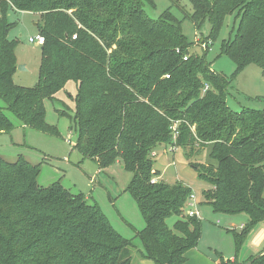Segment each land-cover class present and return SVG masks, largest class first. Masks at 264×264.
<instances>
[{
  "label": "trees",
  "instance_id": "trees-1",
  "mask_svg": "<svg viewBox=\"0 0 264 264\" xmlns=\"http://www.w3.org/2000/svg\"><path fill=\"white\" fill-rule=\"evenodd\" d=\"M145 1L152 2L0 0V134L15 128L8 110L23 126L59 135L45 103L58 101L57 93L75 81V147L101 168L121 161L133 173L128 190L146 223L138 232L141 258L153 264H184L203 223L185 211L191 187L152 182L161 171L150 154L160 144L208 145L210 162L195 165L212 184L204 191L207 203L216 213L248 215L240 231L228 230L238 252L248 231L264 222V110L237 112L224 98L248 64L264 73V0H190L191 21L196 27L209 21L211 38H218L226 16L239 18L234 37L220 45V54L236 64L231 77L212 70L206 52L188 55L193 42L182 21L169 9L149 17ZM10 11L43 20L34 86L14 80L18 41L8 36L16 26ZM39 172L40 164L23 156L9 161L0 155V264H133L134 241L97 203L59 182L41 185ZM248 261L264 264V254L243 264Z\"/></svg>",
  "mask_w": 264,
  "mask_h": 264
},
{
  "label": "rangeland",
  "instance_id": "rangeland-1",
  "mask_svg": "<svg viewBox=\"0 0 264 264\" xmlns=\"http://www.w3.org/2000/svg\"><path fill=\"white\" fill-rule=\"evenodd\" d=\"M168 9L182 21L185 35L193 42L188 55L206 52L211 62V69L231 77L236 64L227 55L220 54V45L223 39L234 37L239 18H236L235 14L226 16L218 38H211L209 21L201 27H196L191 21L193 5L190 0L144 2L145 12L153 19L160 18ZM9 20L16 22V26L8 36L18 41L15 49L18 65L22 64L26 67L25 70L17 68L14 80L17 84L34 86L39 79L42 51L41 45L31 42L30 37L39 33L38 24H43V20L39 14L26 11H10ZM208 87L209 85L206 84L202 94ZM76 93V82L70 80L65 88L57 93L58 101L45 103L46 119L58 128L59 135L23 126L16 116L5 110L15 123V128L0 134V155L9 161L23 156L34 164H40L38 182L43 186L59 182L73 192L84 193L89 203H97L100 206L119 233L134 241L136 247H134L132 263L153 264L149 259H147L148 263H142L141 251L145 249L138 232L146 223L138 202L128 190L133 173L126 170L121 161L114 162L107 168H101L95 159L84 158L75 147L78 139V131L73 121ZM226 93L224 99L237 112L250 108L264 110V73L261 67L254 63L248 64L228 85ZM0 104L3 105L1 100ZM208 154L209 146L201 145L199 142L181 146L160 144L150 154L155 161V168L161 171L159 176L152 178V182L171 185L181 183L191 187L197 199L193 209L199 210L198 217L203 223L204 242L202 243L211 246L208 250L212 251L219 260L221 257L224 261L231 260L233 262L231 264H243L264 250V244L259 243L260 240L256 241L263 233L264 225L259 223L262 227L255 228L258 226L256 225L251 228L236 252L234 233L228 231L231 229L229 222L236 223L237 230L240 231L243 226L239 228V225L244 219H248V215L216 213L207 203L204 191L212 188V184L200 177L199 169L195 165H207L210 162ZM188 210L189 207L186 205V213ZM176 219L175 216L169 218V225L173 226ZM218 220L221 222L216 224ZM231 255H236L233 260L229 259Z\"/></svg>",
  "mask_w": 264,
  "mask_h": 264
},
{
  "label": "crops",
  "instance_id": "crops-1",
  "mask_svg": "<svg viewBox=\"0 0 264 264\" xmlns=\"http://www.w3.org/2000/svg\"><path fill=\"white\" fill-rule=\"evenodd\" d=\"M77 88V85H76ZM122 164V163H121ZM123 165V164H122ZM124 167V166H123ZM248 221V219H244L243 222L239 225V228H242V226ZM221 221L218 220L215 222L216 224H219ZM264 222H261V225ZM229 228H235L237 229V224L229 222ZM257 227H262L261 225L257 224ZM254 228V229H255ZM263 235V236H262ZM260 240V241H259ZM256 241H259V243L264 244V231L260 235V238L256 239ZM204 242V235H202V238L200 239V242L197 247L191 249L187 254V261L184 264H218L219 258L215 257V255L212 253V251H209L208 249L211 248L208 244L202 243ZM212 250V249H211ZM262 252V251H261ZM235 255H231L229 259H234ZM148 263L147 259H142V263Z\"/></svg>",
  "mask_w": 264,
  "mask_h": 264
},
{
  "label": "built area",
  "instance_id": "built-area-1",
  "mask_svg": "<svg viewBox=\"0 0 264 264\" xmlns=\"http://www.w3.org/2000/svg\"><path fill=\"white\" fill-rule=\"evenodd\" d=\"M76 37V35L74 36ZM30 41L37 44V45H43L44 41H45V37L43 35H41L40 33H38L35 36H31L30 37ZM184 59H188V55L184 56ZM167 77H169V75H167ZM174 138L177 137L178 135V131H176V127H174ZM197 204V199H196V195L194 193H192L187 201V206L189 207L188 210V215L190 216H198L199 215V210L198 209H193L194 206H196Z\"/></svg>",
  "mask_w": 264,
  "mask_h": 264
},
{
  "label": "water",
  "instance_id": "water-1",
  "mask_svg": "<svg viewBox=\"0 0 264 264\" xmlns=\"http://www.w3.org/2000/svg\"><path fill=\"white\" fill-rule=\"evenodd\" d=\"M17 68H19L21 70H25L26 69L25 65H22V64L21 65H18ZM263 254H264V251H262L260 254H258L257 256H255L254 259L259 258ZM251 262L252 261H248L246 264H250Z\"/></svg>",
  "mask_w": 264,
  "mask_h": 264
}]
</instances>
